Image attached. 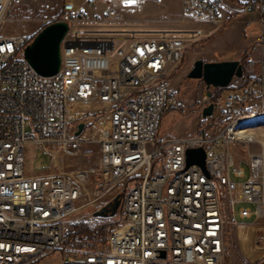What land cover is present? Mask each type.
<instances>
[{"label": "built area", "instance_id": "obj_1", "mask_svg": "<svg viewBox=\"0 0 264 264\" xmlns=\"http://www.w3.org/2000/svg\"><path fill=\"white\" fill-rule=\"evenodd\" d=\"M14 1L0 0V264H38L53 254L60 264H224L230 228L248 241L243 263L264 264V145L252 133L264 120V60L222 108L214 103L211 117H203L211 102L198 106L197 136L162 137L166 117L187 111L172 75L202 30L144 29L114 7L98 11L100 0H65L62 65L46 77L24 56L33 34L4 35ZM224 1L182 0L183 15L216 22ZM245 7L264 20V0ZM81 123L83 132L95 126L86 141L76 135ZM84 142L100 147L91 170L26 173L28 145L50 146L55 158L78 155ZM236 143L262 144L248 152V177L235 169ZM195 148L206 152L207 173L187 166ZM119 195L104 246L65 244L73 225ZM241 203L256 205L238 213L257 223L236 221Z\"/></svg>", "mask_w": 264, "mask_h": 264}, {"label": "rangeland", "instance_id": "obj_2", "mask_svg": "<svg viewBox=\"0 0 264 264\" xmlns=\"http://www.w3.org/2000/svg\"><path fill=\"white\" fill-rule=\"evenodd\" d=\"M88 0H75L77 6H84ZM64 0H15L14 6L9 16V20L4 29V35L9 37L30 36L39 32L45 22H51L61 14V8ZM179 0H100L97 4L98 11H104L110 7H114L117 11L131 22H139L144 29L167 30L178 34L187 31L202 30L203 35L199 38L188 40L186 51L182 62L172 75L173 85L179 90L183 104H187L185 114L175 112L166 117L163 122L162 137L193 135L197 136L198 121L200 113L197 111L198 106L208 101L211 102L213 97L219 99L217 103L220 108L224 106L225 96L233 90L220 91L221 88L211 87L208 89L203 81L189 79L188 74L192 70L195 61L203 60L205 62H221V61H240L245 69V75L248 78V72L254 73L252 68L246 67L245 63L250 53L261 58L264 57V20L258 12H247L246 7L239 11L240 21H249L253 15L257 16L248 26L240 24L241 27L228 19L221 17L216 22L197 21L184 17L183 7ZM237 21V20H236ZM198 22H208V28L201 27ZM229 34V38L226 34ZM251 45L248 46V42ZM263 46V47H262ZM254 51V52H252ZM261 51V52H260ZM249 70V71H248ZM242 84V79L234 78L230 87L238 88ZM211 92V97L207 93ZM101 108H92V111H100ZM213 120V119H212ZM97 123L101 120H96ZM95 126L86 127L80 138L86 141L89 135L94 131ZM252 133L256 139L264 145V120L259 121L257 126L253 128ZM212 132L210 135L212 136ZM262 144H240L236 143L230 147L231 152L236 159V168H244L246 177L249 176L248 152H260ZM47 150L43 147L28 145L25 151V171L28 175L38 174L45 175L55 170V162L61 163L58 169L63 172H75L79 170H91L93 164L97 160L100 147L96 144L84 142L80 148L78 155H70L58 152L53 158L49 152H55L50 146ZM233 169V171L235 170ZM237 180V179H235ZM237 181H245L239 179ZM242 207L256 210V205L241 203L236 205V221L240 225H252L257 223L256 217L251 219H241L239 210ZM91 211H84L80 215H88ZM116 217H99L91 216L83 219L79 223H84L93 228L94 223L109 226L113 224ZM76 223V224H79ZM74 226V225H73ZM72 229V228H71ZM228 254L224 259V264H244L242 252L248 249V241L238 238V235L230 228ZM71 244V243H70ZM79 247L94 248L96 241L89 240L88 244L85 239L74 243ZM96 249L102 246H96ZM55 254L44 258L38 264H60L61 260ZM64 256L63 258H65Z\"/></svg>", "mask_w": 264, "mask_h": 264}, {"label": "water", "instance_id": "obj_3", "mask_svg": "<svg viewBox=\"0 0 264 264\" xmlns=\"http://www.w3.org/2000/svg\"><path fill=\"white\" fill-rule=\"evenodd\" d=\"M69 30L67 22L57 20L39 31L31 43L25 48V59L30 66L41 76L56 75L62 65V44ZM245 75L244 65L240 61L205 62L197 60L188 74L189 79L203 81L208 89L228 88L234 78L242 79ZM211 97V92L207 93ZM215 104L210 103L203 111V117H211L214 113ZM85 127L84 123L79 125L77 136H80ZM187 166L199 165L207 173L205 162L206 152L203 148L188 149ZM122 196L104 207L99 216L113 217L116 215Z\"/></svg>", "mask_w": 264, "mask_h": 264}, {"label": "trees", "instance_id": "obj_4", "mask_svg": "<svg viewBox=\"0 0 264 264\" xmlns=\"http://www.w3.org/2000/svg\"><path fill=\"white\" fill-rule=\"evenodd\" d=\"M59 17H60V15L56 19H54L53 21H51L48 24H46L44 27H46L47 25L59 20ZM37 33H35L32 36L31 41L33 40V38L36 36ZM247 84H248V78L245 75L242 78V84L238 88L232 89L231 87H228V88L221 89L220 91H224V90H233V91L239 90V89L243 88ZM218 99H219V97H217V98L213 97L211 99V101H212V103L216 104ZM109 234H110V229L106 225L104 226V225H99L98 224L96 227L91 228V227H89L88 225H86L84 223H79V224H76V225L72 226V229H70V233H68V235H67V239H66L65 244L68 245V244H70L72 242L76 243L79 240L85 239L87 241V244H88L89 240H93L94 242L96 241V244L98 246H104L107 243V241H108ZM97 245H95L94 248H97L96 247Z\"/></svg>", "mask_w": 264, "mask_h": 264}, {"label": "crops", "instance_id": "obj_5", "mask_svg": "<svg viewBox=\"0 0 264 264\" xmlns=\"http://www.w3.org/2000/svg\"><path fill=\"white\" fill-rule=\"evenodd\" d=\"M247 1L248 0H225L224 1V8L222 11V17L225 19H228L231 22L230 24H232V21H235L234 23H236L239 26V28H242V30H244V28L241 27L242 25H240V24L244 23V24H246V26H248L257 17L255 15H253L249 21H240L239 20V18H238L239 11L241 8L245 9V5H246ZM179 3H180V7H181V0H179ZM198 23H199V25H201V27L208 28V24H207L208 22H198ZM226 37L229 38L228 33L226 34ZM249 45H251V41L248 42V46ZM262 49H263V53H264V47ZM252 52H254V51H252ZM259 59H260L259 56L255 55L254 53H250L249 58L247 59V61L245 63L246 64L245 66L252 68L251 70H253V72H258L260 64L264 60V57L261 58V61H259ZM60 167H61V163L56 161L54 164V168L59 169Z\"/></svg>", "mask_w": 264, "mask_h": 264}]
</instances>
